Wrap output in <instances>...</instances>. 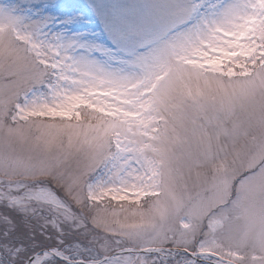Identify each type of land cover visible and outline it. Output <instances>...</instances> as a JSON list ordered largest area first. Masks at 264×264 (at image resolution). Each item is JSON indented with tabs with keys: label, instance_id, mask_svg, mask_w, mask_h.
Instances as JSON below:
<instances>
[{
	"label": "snow or ice",
	"instance_id": "snow-or-ice-1",
	"mask_svg": "<svg viewBox=\"0 0 264 264\" xmlns=\"http://www.w3.org/2000/svg\"><path fill=\"white\" fill-rule=\"evenodd\" d=\"M0 2V264H264V0Z\"/></svg>",
	"mask_w": 264,
	"mask_h": 264
},
{
	"label": "rangeland",
	"instance_id": "rangeland-1",
	"mask_svg": "<svg viewBox=\"0 0 264 264\" xmlns=\"http://www.w3.org/2000/svg\"><path fill=\"white\" fill-rule=\"evenodd\" d=\"M67 2H78V0H30V11L34 19L43 22L48 32H59L77 38L92 35L91 29L85 30L81 22L64 13L62 6ZM4 220L15 223L19 233L25 238V243H28L29 238H34L36 241L45 240L50 231L44 214L39 210L33 215L0 204V230L5 226Z\"/></svg>",
	"mask_w": 264,
	"mask_h": 264
}]
</instances>
